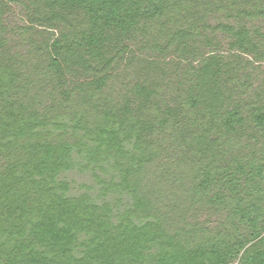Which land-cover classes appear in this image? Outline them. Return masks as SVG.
Masks as SVG:
<instances>
[{
  "label": "trees",
  "instance_id": "16d2710c",
  "mask_svg": "<svg viewBox=\"0 0 264 264\" xmlns=\"http://www.w3.org/2000/svg\"><path fill=\"white\" fill-rule=\"evenodd\" d=\"M262 61L264 0H0V264H264Z\"/></svg>",
  "mask_w": 264,
  "mask_h": 264
},
{
  "label": "rangeland",
  "instance_id": "374dc122",
  "mask_svg": "<svg viewBox=\"0 0 264 264\" xmlns=\"http://www.w3.org/2000/svg\"><path fill=\"white\" fill-rule=\"evenodd\" d=\"M10 2V5H11V8L8 12V22L10 24H13V23H21L23 22V13L15 6L14 3H12L11 1ZM223 46V45H222ZM222 50H225V46L221 47ZM248 57V56H247ZM249 58V57H248ZM260 68H263L264 67V61L260 62L259 64ZM72 177H74L75 179H78L80 180L81 179V176L78 175V174H73Z\"/></svg>",
  "mask_w": 264,
  "mask_h": 264
}]
</instances>
